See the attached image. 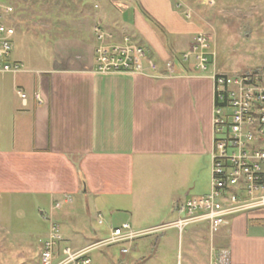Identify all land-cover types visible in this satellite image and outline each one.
<instances>
[{"label": "crops", "instance_id": "1", "mask_svg": "<svg viewBox=\"0 0 264 264\" xmlns=\"http://www.w3.org/2000/svg\"><path fill=\"white\" fill-rule=\"evenodd\" d=\"M81 1L92 22L89 29L72 26L38 49L28 42L17 55L13 48L23 70L0 73V196L35 195L48 207L66 195L82 194L89 213L90 205L98 216L102 208L111 210L115 225L104 231L107 236L124 223L143 230L174 222L183 215L181 195L210 191L212 80L191 65V72L176 67L161 78L97 73L93 26L101 21L118 35L133 27L149 54L150 49L161 59L162 73L173 57L165 56L181 47L180 37L195 36L198 26L178 15L160 18L156 0ZM138 4L164 26L171 49ZM18 91L26 94L25 101ZM170 229L177 228L159 232ZM192 234L203 246L211 238L209 255L213 247L228 248L232 264H264V219L258 212L229 216L214 237L207 224ZM76 238H65L64 244L90 245L73 244Z\"/></svg>", "mask_w": 264, "mask_h": 264}, {"label": "rangeland", "instance_id": "2", "mask_svg": "<svg viewBox=\"0 0 264 264\" xmlns=\"http://www.w3.org/2000/svg\"><path fill=\"white\" fill-rule=\"evenodd\" d=\"M4 1L12 4L16 11L14 55L25 50L28 42L31 49H38L40 42L69 33L72 26L90 28L88 9L81 0ZM87 1L92 3L94 0ZM185 1L196 12L191 20L197 24L196 30L210 34L213 39L211 49L216 56L210 69L231 76L251 75L264 79V0H215L213 4L208 0ZM175 3V0H156L160 18L178 15L182 21H187ZM125 32L137 43L143 41L133 27ZM193 36L180 37L181 47L175 51L176 61ZM171 55L168 53L165 59ZM186 65L193 67L191 63ZM185 194L180 196L181 204H185L188 197L197 196L194 191L189 196ZM72 199L68 204L62 202L59 208H54V202L52 210V205L44 207L46 203L35 195L0 196V264H40L41 246L49 235L50 221L60 225L64 239L77 235L73 244H93L105 238L104 231L115 225L109 220L111 210L100 209L103 218L100 224L99 213L91 205L89 213L82 194L72 195ZM49 215H52L51 219ZM204 225L191 224L182 233L170 229L138 237L126 245L129 249L126 254L121 252V244L94 248L90 253L92 264H210L211 238L208 237L207 245L203 246L192 234L194 229Z\"/></svg>", "mask_w": 264, "mask_h": 264}, {"label": "built area", "instance_id": "3", "mask_svg": "<svg viewBox=\"0 0 264 264\" xmlns=\"http://www.w3.org/2000/svg\"><path fill=\"white\" fill-rule=\"evenodd\" d=\"M208 1L210 4L215 2ZM175 2L176 9L182 10L186 19L192 20L196 16L188 2ZM15 14L12 4L0 0V73L16 74L24 68L20 61L13 59ZM93 34L96 41L94 70L97 73H132L161 78L176 72L175 58L165 62L167 71L162 73L160 64L145 46L129 34L118 35L107 29L101 21L94 24ZM212 41L210 34L200 30L181 55L184 63H191L200 74H208L213 83L209 193L187 199L182 207L183 215L174 222L143 230H135L129 223H124L111 228L106 238L79 249L64 244L60 225L52 221L49 235L41 246L40 264H92L90 253L94 248L121 244V252L126 254L129 251L126 245L138 237L168 228L182 232L197 223L207 224L214 237L229 216L239 213L258 212L264 219V79L251 75L231 76L210 69L216 56L211 49ZM18 94L26 100L25 93L18 91ZM70 200L71 196L66 195L55 203L54 208ZM99 218L103 223V218ZM210 264H232L230 249L213 247Z\"/></svg>", "mask_w": 264, "mask_h": 264}, {"label": "trees", "instance_id": "4", "mask_svg": "<svg viewBox=\"0 0 264 264\" xmlns=\"http://www.w3.org/2000/svg\"><path fill=\"white\" fill-rule=\"evenodd\" d=\"M137 7L139 8V10L142 12V14L144 15V17L147 19V21L151 24V26L153 27V29L155 30V32L157 33L158 37L161 39V41L169 47L171 49L172 46H170V35L169 33L166 31V29L164 28V26L155 18L153 17L151 14H149L146 9L141 6L140 4L137 5ZM142 42H140V44H142ZM144 44V43H143ZM142 44V45H143ZM144 46V45H143ZM150 54L155 57V59L158 61L159 64H162L161 60L155 55V53L150 50ZM171 54L172 56L176 59V56H175V49L172 48L171 49ZM183 61H180L179 59H177V67L180 69L179 71L180 72H191V71H188L190 69H188L187 65H184L186 63H182ZM183 65V66H182ZM195 71V70H194Z\"/></svg>", "mask_w": 264, "mask_h": 264}]
</instances>
